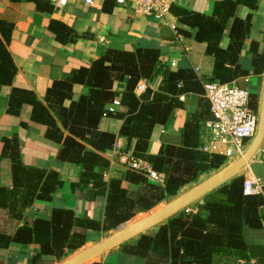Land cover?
I'll list each match as a JSON object with an SVG mask.
<instances>
[{
	"label": "trees",
	"instance_id": "1",
	"mask_svg": "<svg viewBox=\"0 0 264 264\" xmlns=\"http://www.w3.org/2000/svg\"><path fill=\"white\" fill-rule=\"evenodd\" d=\"M240 7L249 13L236 16ZM257 9L258 0H217L210 16L174 5L170 7L180 25L196 31L194 40L204 43L205 54L213 58L212 72L205 83L235 82L245 89L243 79L250 70L256 76L263 74L264 54L258 52L257 42L251 41L249 45L250 69L241 62L245 41L250 35L252 13ZM177 31L183 36L189 34ZM225 32L229 42L223 49L220 42ZM5 54L0 44V66ZM157 62L156 50H107L91 66L76 71L70 81L54 82L45 98L47 106L35 97L30 101L33 120L46 125L47 138L61 142L60 161L81 168L79 181L72 187L85 192L86 202L104 199L102 220L76 217L70 209L54 208L48 219L36 218L30 225H24L11 241L39 246L31 264H60L89 243H99V238L116 231L137 215L174 200L181 189L226 165L224 157L207 154L200 148L201 126L212 118L206 99L199 101L200 110L189 114L180 132V146L164 144L156 155L148 154L154 128L166 125L174 110L181 108L178 96L188 91L202 93L194 72L178 71L164 78L151 100L141 102L136 88L141 80L149 81L154 76ZM14 73L13 66L10 79ZM114 82L122 87L120 104L126 109L124 113L109 112L105 108L115 99ZM74 83L83 85L86 93L64 108L63 102L71 97ZM18 93L21 92H14L12 100L17 96L19 99ZM249 96L250 107L257 112L258 96L253 93ZM49 110L56 114L61 129L67 132L65 137ZM104 116L123 121L117 135L99 130ZM117 137L127 142L121 151L147 162L152 170L164 176L162 184H154L144 173L131 170L124 171L121 177L113 175L105 179L110 163L101 155L112 150ZM115 160L117 162V156ZM15 162L17 165V160ZM20 176L24 198L29 196L24 207L32 199L51 201L52 194L61 186L58 175L53 172L45 174L37 169H23ZM244 181L243 175L235 176L196 202L194 208H186L156 226L153 232H145L120 245L119 253L133 256L142 264H212L215 255L246 256L256 264H264V245L249 244L244 237L247 229H263L264 187L262 194L245 196ZM92 264L118 263L108 257L103 263Z\"/></svg>",
	"mask_w": 264,
	"mask_h": 264
},
{
	"label": "crops",
	"instance_id": "2",
	"mask_svg": "<svg viewBox=\"0 0 264 264\" xmlns=\"http://www.w3.org/2000/svg\"><path fill=\"white\" fill-rule=\"evenodd\" d=\"M165 1L171 2L170 7L174 5L210 16L217 0ZM170 7L167 18L155 19L137 13L130 0H123L122 4L117 3V0H93L91 6L86 5L84 0H68L63 6L51 0H0V44L6 53L2 56L0 66V264H31L33 256L39 252V246L11 240L24 225H30L36 218L48 219L54 208L70 209L76 217L103 219L104 199L86 202L85 192L72 187L79 181L80 166L60 161L61 142L47 138L46 125L33 120L30 101L35 97L47 106L45 98L54 82L70 81L76 71L91 66L107 50H156V72L149 81H140L135 91L138 97L150 89L151 100L164 78L178 71L194 72L201 84L202 93L188 91L178 96L181 108L174 110L166 125L154 128L148 154L156 155L164 144L181 145V129L189 114L200 110L199 101L205 100L203 85L211 75L214 61L205 54L206 45L194 40L196 31L180 25ZM245 13L249 11L240 7L236 16L242 17ZM178 29L189 34L183 36L178 33ZM251 41L257 42L258 52L264 54V0H258V9L252 13L250 35L242 51L241 62L248 69ZM228 42L225 32L221 47L225 49ZM13 66L15 73L10 79ZM243 80L245 89L257 94L259 111L264 72L256 76L250 70ZM86 90L79 83L72 84L71 97L65 99L62 106L68 108ZM112 90L116 96L112 103L105 106L106 110L124 113L126 109L120 104L121 85L114 82ZM16 91L21 92L18 93L19 99L17 96L12 100ZM20 99L23 100L20 102ZM49 113L61 129L56 114L51 110ZM122 123L120 119L104 116L100 120L99 130L117 135ZM204 124L200 130L201 144L205 135ZM61 131L65 137L67 132ZM116 142L122 150L126 148L125 138L117 137ZM101 156L110 163L105 179L117 172L123 175L127 170L119 159L116 162L112 150ZM14 160H17V165ZM23 169H37L45 174L53 172L58 175L61 186L52 194L51 201L32 199L24 207L29 196L24 198L21 187ZM239 174L245 179L257 178L264 183V141L248 166ZM123 186L128 188L125 183ZM183 190L185 188L180 192ZM244 237L249 244L264 245V229H247ZM112 253L114 257H110ZM103 255L100 263L110 257L113 263L142 264L133 256L119 253V247ZM212 264H256V261L246 256L215 255Z\"/></svg>",
	"mask_w": 264,
	"mask_h": 264
},
{
	"label": "built area",
	"instance_id": "3",
	"mask_svg": "<svg viewBox=\"0 0 264 264\" xmlns=\"http://www.w3.org/2000/svg\"><path fill=\"white\" fill-rule=\"evenodd\" d=\"M51 1L63 6L68 0ZM130 2L137 13L155 19L167 18L171 3L165 0H130ZM84 3L91 6L93 0H84ZM117 3L122 4L123 0H117ZM203 89L212 118L204 124L205 135L200 148L207 154L224 157L226 164L229 165L242 156L254 138L258 111L255 112L250 107L249 91L239 88L235 82L205 83ZM121 150L122 148L115 141L112 148L114 159L117 156L127 170L144 173L147 179L154 184L163 183L164 176L152 170L147 162L135 159ZM263 187L264 183L260 179H245L243 194L245 196L262 194ZM262 227L264 229V221Z\"/></svg>",
	"mask_w": 264,
	"mask_h": 264
},
{
	"label": "water",
	"instance_id": "4",
	"mask_svg": "<svg viewBox=\"0 0 264 264\" xmlns=\"http://www.w3.org/2000/svg\"><path fill=\"white\" fill-rule=\"evenodd\" d=\"M151 94V90L147 89L142 95L139 96V100L141 102H145L150 99ZM263 141L264 85L260 97L256 134L240 158L229 164L222 171L218 172L205 182L197 185L190 191L174 199L172 202L147 215L143 219L133 223L127 228H123L125 224L119 226L114 234L110 235L102 242L94 244L91 247L76 253L60 264H92L95 262V259L101 257L103 254L110 252L111 250L134 239L140 234H143L146 231L165 222L168 218L186 209L189 205L201 200L219 186L239 175V173L251 162ZM115 176L121 177L122 173L117 172Z\"/></svg>",
	"mask_w": 264,
	"mask_h": 264
},
{
	"label": "rangeland",
	"instance_id": "5",
	"mask_svg": "<svg viewBox=\"0 0 264 264\" xmlns=\"http://www.w3.org/2000/svg\"><path fill=\"white\" fill-rule=\"evenodd\" d=\"M225 167H227V166L222 167V168H221L220 170H218V171L211 172V173H209V174H205V175L201 176V177L199 178V180H198L195 184H191L190 186H187V188H185V190H183L182 193L179 192V194H178V196H177L176 198H178L179 195H180V196L183 195L184 193H186V192L189 191L190 189H192V188H194L195 186H197V185L203 183L204 181L208 180L209 178H211L212 176H214V175L217 174L218 172L222 171ZM176 198H175V199H176ZM171 201H173V200H171ZM171 201L164 202V203L160 204L157 208H155L153 211H151V212H149V213L142 214V215H138V216L134 217L133 219L130 220V222H128L127 224H125V225L123 226V228H127V227H129V226L132 225L133 223H135V222H137V221L143 219V218L146 217L147 215H149V214L155 212L156 210H158L159 208L165 206L166 204L170 203ZM199 201H200V200H199ZM197 202H198V201H197ZM195 203H196V202H195ZM195 203L189 205L187 208H189V209L194 208ZM189 209H187V210H189ZM153 229H154V228H152V229H150V230H148V231H146V232H150V233H151V232H153ZM115 232H116V231H113V232L107 234L106 236H103V237L99 238V242H102L104 239H106V238L109 237L110 235L114 234ZM136 238H137V237H135L134 239H136ZM92 245H94V244L89 243L88 245L84 246L83 248H84V249H85V248L87 249V248L91 247ZM83 248H82V249H83ZM82 249H81V250H82ZM81 250L76 251L75 253L80 252ZM75 253H74V254H75ZM104 256H105V255L99 257L98 259L95 260V262H99L100 260H102V258H103ZM114 256H115L114 253H112L110 257H114Z\"/></svg>",
	"mask_w": 264,
	"mask_h": 264
}]
</instances>
